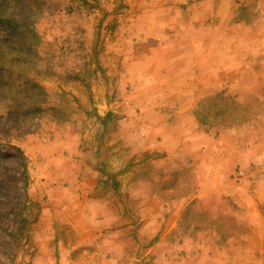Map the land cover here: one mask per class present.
<instances>
[{"label": "rangeland", "instance_id": "1", "mask_svg": "<svg viewBox=\"0 0 264 264\" xmlns=\"http://www.w3.org/2000/svg\"><path fill=\"white\" fill-rule=\"evenodd\" d=\"M160 1L175 3L7 0L0 6V264H43L48 196L62 178L57 172L71 180L78 148L95 152L96 143L121 123L145 141L142 129L151 125L142 126L138 101L150 102L149 112L171 113L167 105L175 94L150 95L144 75L145 65L170 51L171 31L164 34L158 15L159 37L136 35L137 25L155 27L152 9ZM185 1L204 12L208 27L207 43L198 47L207 56L201 61L207 64L208 97L197 106L196 125L208 138L234 147V154L218 172L187 166L159 172L161 190L191 197L187 208L197 206L202 194L208 198L202 205L218 215L182 221L189 237L205 227L204 264H264V0ZM8 18L19 28H11ZM195 34L199 43L203 30ZM181 70L170 68L180 71L167 77L171 86L189 90L203 82L204 76L183 82L188 80ZM180 93L185 99L191 92ZM99 157L87 155L85 162ZM162 157L145 155L143 161ZM185 237L178 234L176 242Z\"/></svg>", "mask_w": 264, "mask_h": 264}, {"label": "crops", "instance_id": "2", "mask_svg": "<svg viewBox=\"0 0 264 264\" xmlns=\"http://www.w3.org/2000/svg\"><path fill=\"white\" fill-rule=\"evenodd\" d=\"M174 1L172 6L161 1L154 5L155 27L145 24L137 25L136 29L137 36L144 32L147 37H159V15L164 34L167 29L171 31L166 41L170 51L165 56L161 52L160 60L154 57L151 64L144 66L150 95L175 94V101L167 105L171 113L155 108L149 112L150 102L138 101L142 126L151 125L150 130L142 129L147 133L145 141L127 130L129 125L121 123L116 131L107 132L99 140L100 145L96 143L99 148L95 147V152L93 148L91 151L78 148L79 158L71 170V180L66 179L67 174L58 176L57 172V178H62L57 181V191L48 196L44 216L51 224L40 234L45 244L41 248L43 264H204L209 260L203 242L208 234L205 227L189 237L190 233L183 231L182 221L187 217L218 215L202 205L208 199L202 194L195 202L197 206L188 208L191 197L177 194L169 197L168 190H161L158 173L172 174L186 166L218 172L225 164V157H228L227 165L233 161L234 147L231 149L223 142L208 138L196 125L201 122L196 114L197 106L208 97L207 64L201 61L207 58L201 46L207 43V20L194 4ZM181 16L185 19L184 25L180 23ZM202 30L198 43L195 33ZM171 67L182 69L181 79L188 80L183 82L204 76L202 83L205 84L200 82L189 90L181 86L177 89L167 77L180 71L169 72ZM182 91L191 93L184 99L180 98ZM159 137L164 139V144L170 140L172 145L159 144L156 142ZM153 154L163 157L143 161V156ZM87 155L100 157L97 163L86 164ZM170 185L175 188L177 184L171 180ZM214 199L217 204L221 202L217 197ZM178 234L187 237L176 242Z\"/></svg>", "mask_w": 264, "mask_h": 264}, {"label": "trees", "instance_id": "3", "mask_svg": "<svg viewBox=\"0 0 264 264\" xmlns=\"http://www.w3.org/2000/svg\"><path fill=\"white\" fill-rule=\"evenodd\" d=\"M7 3H8L7 0H0V6L6 5ZM5 21L7 24L10 25L11 28L13 29L19 28V26L16 25V22L13 18H10V19L8 18Z\"/></svg>", "mask_w": 264, "mask_h": 264}]
</instances>
